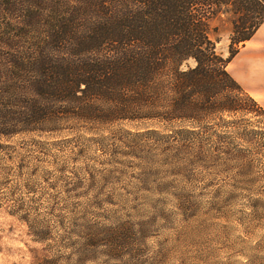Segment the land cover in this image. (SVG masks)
Segmentation results:
<instances>
[{
    "label": "rangeland",
    "instance_id": "obj_1",
    "mask_svg": "<svg viewBox=\"0 0 264 264\" xmlns=\"http://www.w3.org/2000/svg\"><path fill=\"white\" fill-rule=\"evenodd\" d=\"M15 18L2 80L31 29ZM233 29L230 14L210 21L227 70L251 42ZM163 65L141 105L24 121L25 94L0 114V264H264L263 106L220 68L215 94L171 110L177 70L197 62Z\"/></svg>",
    "mask_w": 264,
    "mask_h": 264
},
{
    "label": "trees",
    "instance_id": "obj_2",
    "mask_svg": "<svg viewBox=\"0 0 264 264\" xmlns=\"http://www.w3.org/2000/svg\"><path fill=\"white\" fill-rule=\"evenodd\" d=\"M219 13L232 16L236 42L250 40L264 23V0H0V32L12 28L10 14L18 29L31 28L19 37L27 46L15 48L12 75L2 80L7 73L0 70V114L25 94L24 121L51 119L67 103L92 116L131 99L141 105L163 64L188 57L197 66L177 70L171 110L192 112L193 94H215L220 68L242 91L210 37Z\"/></svg>",
    "mask_w": 264,
    "mask_h": 264
},
{
    "label": "crops",
    "instance_id": "obj_3",
    "mask_svg": "<svg viewBox=\"0 0 264 264\" xmlns=\"http://www.w3.org/2000/svg\"><path fill=\"white\" fill-rule=\"evenodd\" d=\"M249 42L232 58L228 68L241 87L264 108V23Z\"/></svg>",
    "mask_w": 264,
    "mask_h": 264
}]
</instances>
